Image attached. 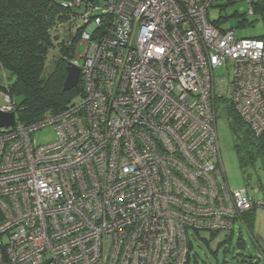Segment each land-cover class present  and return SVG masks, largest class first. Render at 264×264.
<instances>
[{
  "label": "built area",
  "instance_id": "built-area-1",
  "mask_svg": "<svg viewBox=\"0 0 264 264\" xmlns=\"http://www.w3.org/2000/svg\"><path fill=\"white\" fill-rule=\"evenodd\" d=\"M223 1L70 3L82 97L0 127V264H185L190 233L233 231L252 199L226 182L217 111L264 131V37L216 25Z\"/></svg>",
  "mask_w": 264,
  "mask_h": 264
},
{
  "label": "trees",
  "instance_id": "trees-1",
  "mask_svg": "<svg viewBox=\"0 0 264 264\" xmlns=\"http://www.w3.org/2000/svg\"><path fill=\"white\" fill-rule=\"evenodd\" d=\"M73 1L0 0V72L4 78L0 91L14 100L16 117L24 124L58 114L75 102L74 99L82 97L81 79L74 88L63 90L66 66L80 35L79 29L73 30V18L78 13L77 8L70 5ZM231 3L234 0L225 5ZM252 5L253 9L264 11L263 0L253 1ZM221 21L225 19L214 22L217 25ZM62 26L67 28L64 36L59 31ZM55 49L57 55H54ZM221 108L228 120L240 167L253 164L257 158L264 160V131L254 133L231 103ZM259 205L264 207V200ZM256 206L252 200V206L240 216L238 224L249 226ZM216 233L210 234L215 236ZM232 236L231 230L224 241L231 242ZM237 244L241 245L240 238ZM188 248L185 264L190 261L191 243ZM257 259L259 261L253 264H264L261 258Z\"/></svg>",
  "mask_w": 264,
  "mask_h": 264
},
{
  "label": "rangeland",
  "instance_id": "rangeland-1",
  "mask_svg": "<svg viewBox=\"0 0 264 264\" xmlns=\"http://www.w3.org/2000/svg\"><path fill=\"white\" fill-rule=\"evenodd\" d=\"M226 1L216 3L208 11L212 21H221L223 26H233L237 29L240 37L264 36V11L258 8L249 13L250 3L247 0H236L234 3L225 5ZM224 5V6H223ZM243 19V20H242ZM239 22H241L239 24ZM67 26V25H66ZM66 26L59 28L61 36H64ZM84 51V45L78 44L72 59H77ZM55 49L54 55H57ZM82 63V58L78 60ZM225 72L223 68L215 70L218 76ZM0 83H4L2 72H0ZM80 99L76 98L74 101ZM7 101L0 91V108L6 105ZM216 133L220 147L219 159L225 172L228 186L235 189H245L249 197L257 203L254 209L253 218L247 227L235 222L231 242L224 241L230 231H221L215 236L209 231L190 233L188 239L191 242L190 261L188 264H253L257 258L264 263V207L259 202L264 200V160L257 158L253 164L242 168L239 165L238 156L234 150V139L229 129L227 117L218 108L216 118ZM55 137L52 127L39 130L34 139L37 143H45ZM241 245H238V239Z\"/></svg>",
  "mask_w": 264,
  "mask_h": 264
},
{
  "label": "water",
  "instance_id": "water-1",
  "mask_svg": "<svg viewBox=\"0 0 264 264\" xmlns=\"http://www.w3.org/2000/svg\"><path fill=\"white\" fill-rule=\"evenodd\" d=\"M80 68L71 62L66 66V78L63 82V90H70L74 88L80 80ZM16 122L14 112H5L0 109V127L12 126ZM259 261V259H257Z\"/></svg>",
  "mask_w": 264,
  "mask_h": 264
}]
</instances>
